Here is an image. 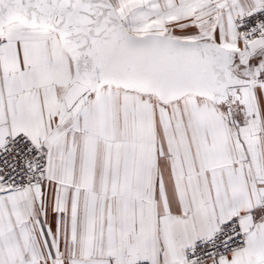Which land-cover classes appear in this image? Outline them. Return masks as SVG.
Listing matches in <instances>:
<instances>
[{"label":"snow or ice","instance_id":"6c2138e0","mask_svg":"<svg viewBox=\"0 0 264 264\" xmlns=\"http://www.w3.org/2000/svg\"><path fill=\"white\" fill-rule=\"evenodd\" d=\"M0 264H264V0H0Z\"/></svg>","mask_w":264,"mask_h":264}]
</instances>
